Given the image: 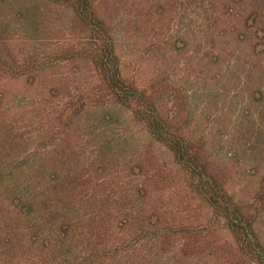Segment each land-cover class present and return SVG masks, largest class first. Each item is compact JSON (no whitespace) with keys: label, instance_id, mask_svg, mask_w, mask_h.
Listing matches in <instances>:
<instances>
[{"label":"rangeland","instance_id":"obj_1","mask_svg":"<svg viewBox=\"0 0 264 264\" xmlns=\"http://www.w3.org/2000/svg\"><path fill=\"white\" fill-rule=\"evenodd\" d=\"M93 4L122 76L169 114L237 202H253L264 174V0ZM4 28L17 71L0 73V264H255L200 180L109 94L94 63L101 42L71 8L0 0ZM53 178L58 200L34 203ZM30 203L36 218L60 210L67 236L29 230L19 210ZM255 228L264 243V213Z\"/></svg>","mask_w":264,"mask_h":264},{"label":"trees","instance_id":"obj_2","mask_svg":"<svg viewBox=\"0 0 264 264\" xmlns=\"http://www.w3.org/2000/svg\"><path fill=\"white\" fill-rule=\"evenodd\" d=\"M61 1L73 10L75 25L101 42V50L95 56L94 63L107 84L109 94L121 105L132 109L135 118L148 129L157 141L169 148L178 164L200 180V190H202L205 199L215 212L222 215L225 228L236 239L244 256L252 257L255 264H264V243L259 239L255 228L256 221L264 213V174L260 178L259 189L253 202L248 205L237 202L217 177L211 173L209 162L201 154V150H195L194 145L188 142L174 126L169 114L161 107L159 108L146 91L140 90L122 76L111 29L96 10L93 0ZM7 33H9L7 28L0 31V73L3 74L17 71L15 70L16 59L10 54ZM50 182L53 188H46L45 194L43 192L40 196H36L34 203L39 202L44 195L46 198L48 195L49 198L58 200L60 190L55 188L57 184L54 178ZM65 189V193H67L69 188ZM67 195L69 197L72 194L68 193ZM32 208L33 205L30 203L25 212L22 209L19 210V218L28 220L29 230L42 229L48 224L51 226L48 235L58 229L61 237L67 236L70 225L57 220L60 210L47 208L41 213L40 219L36 218L35 214L31 215ZM51 239V236L44 238L43 244L53 252L54 250L50 248L54 245ZM105 257L98 256L101 261Z\"/></svg>","mask_w":264,"mask_h":264}]
</instances>
